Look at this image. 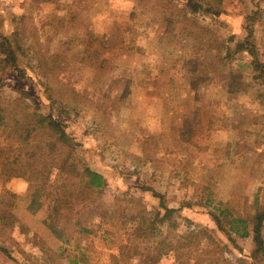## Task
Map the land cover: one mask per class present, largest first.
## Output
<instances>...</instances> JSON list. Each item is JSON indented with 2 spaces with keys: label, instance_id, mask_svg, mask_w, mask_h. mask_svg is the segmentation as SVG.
Masks as SVG:
<instances>
[{
  "label": "rangeland",
  "instance_id": "rangeland-1",
  "mask_svg": "<svg viewBox=\"0 0 264 264\" xmlns=\"http://www.w3.org/2000/svg\"><path fill=\"white\" fill-rule=\"evenodd\" d=\"M222 7L213 18L185 0H0V33L21 28L24 49L23 75L11 70L1 96L27 90L33 109L71 123L79 160L108 179L73 212L84 230L44 257L33 228L1 218L8 192L23 213L34 189L27 168L6 178L0 160V264H264L252 235L225 222L230 237L213 216L223 202L252 223L264 208V77L245 52L227 57L256 12L250 41L264 62V0ZM203 228L218 246L159 255L165 237Z\"/></svg>",
  "mask_w": 264,
  "mask_h": 264
},
{
  "label": "trees",
  "instance_id": "trees-1",
  "mask_svg": "<svg viewBox=\"0 0 264 264\" xmlns=\"http://www.w3.org/2000/svg\"><path fill=\"white\" fill-rule=\"evenodd\" d=\"M188 9L193 13H204L213 18L223 13L222 0H185ZM256 12L248 15L245 28L249 33L243 39L237 38L234 47L227 48V57L232 58L235 52H245L252 61L257 72L256 76L264 77V62L260 60L250 38L254 33L252 24ZM257 15V14H256ZM250 20V22H249ZM21 28L15 29L9 35L0 33V160L3 162L2 176L10 178L17 166L29 170L28 181L33 187L31 202L22 208L15 200V194L8 192L4 214L1 218L8 220L7 224L20 231L29 233L33 228L31 240L45 254L62 249L61 243L69 242L75 231L80 229L79 222L73 223V212L80 203L94 202L104 192L108 179L104 172L80 161L77 149L81 141L73 125L58 117L53 111H38L25 102L27 90H21L23 96L15 99H5L1 91L7 78L12 76L11 70L23 75L20 60L24 54L21 40ZM47 76V73H45ZM61 173L59 180H53L55 174ZM149 187L142 186V189ZM154 194H158L154 191ZM213 203L214 201H209ZM46 209V217L38 214ZM213 216L219 229L225 230V222L230 224V230L241 236H253V257L264 259V208L256 213L254 221L249 223L245 217L235 215L225 203L214 205ZM172 208H166V213L159 221L171 216ZM24 219V220H23ZM29 223L31 225H29ZM251 227L249 231L248 227ZM78 227L77 229H72ZM81 230H84L83 228ZM207 239L218 246L212 231L209 229H193L182 240H171L165 237L159 255L173 252L180 262L190 252L199 248L202 239ZM55 249V250H54ZM77 263V261H76Z\"/></svg>",
  "mask_w": 264,
  "mask_h": 264
}]
</instances>
